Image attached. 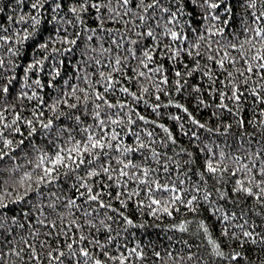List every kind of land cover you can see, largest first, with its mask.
Here are the masks:
<instances>
[{
  "label": "snow or ice",
  "instance_id": "snow-or-ice-1",
  "mask_svg": "<svg viewBox=\"0 0 264 264\" xmlns=\"http://www.w3.org/2000/svg\"><path fill=\"white\" fill-rule=\"evenodd\" d=\"M9 7L7 17L0 7V264H145L146 248L153 264H202L187 240L186 255L121 243V232L149 226L137 211L207 213L168 229L195 223L191 235L202 233L219 264H252L264 252V0ZM170 107L179 136L143 114Z\"/></svg>",
  "mask_w": 264,
  "mask_h": 264
},
{
  "label": "trees",
  "instance_id": "trees-1",
  "mask_svg": "<svg viewBox=\"0 0 264 264\" xmlns=\"http://www.w3.org/2000/svg\"><path fill=\"white\" fill-rule=\"evenodd\" d=\"M12 2L13 0H0V7L4 8L3 17H7V15L11 14V9L9 5ZM24 10L27 11L26 8ZM16 11L17 13H19L21 10L16 9ZM36 56L37 58H40V53H37ZM51 63H52L51 60L46 62L45 72H44V75L41 77L42 81L45 83H46L45 77H47L48 75V65H50ZM18 71H21V74H22V69H18ZM46 91L49 92V95H55V93H52L50 90H46ZM172 95L176 98L178 102L185 103L186 106H188L189 109L194 112L197 118H200L202 120V122L208 119L207 111H195V108H196L195 102L190 99L186 100L185 99V97L187 96L186 93L184 95H179L173 92ZM167 99L168 97H162V101L165 103L167 102ZM150 102H155L154 97L150 98ZM25 103H28V102L26 101ZM162 111L164 113L162 118L156 117L155 114L152 113L150 109L145 111L143 114L148 116L150 119H158V122L164 123L166 126H168L170 130L173 131L174 135L179 136V124L167 118L169 113L177 114L176 110L170 107L168 109H162ZM25 115H27V113H25ZM212 123L215 124L217 123V121L213 120ZM189 126L190 125L186 124L185 126L186 129ZM156 131L159 133V137H162L164 135V133L161 132L159 129H156ZM187 140H188V137L186 136L180 137L181 144L185 147L188 146ZM21 162L23 163V161ZM181 212H183V209L181 210ZM204 215H207V213H202L201 217H194L193 214H188L187 216H184L182 214H175L174 218H170V217L162 215L160 219H154L153 217H150L147 215H141L137 211L136 222L142 223L143 221L147 220L149 226L146 228H140V229L132 228V229H129L127 233L121 232L119 241L121 243L127 242L129 247L134 246L136 243L147 245L149 242H151L153 245H155L157 250L162 251V252L164 251L165 248H172V247H174L176 251L185 249L183 254L186 255L187 254L186 247L184 244L181 243V241L187 240L192 245V251L198 252L199 255L203 256L202 264H219V261L216 258L208 256L207 242L202 240V233L200 234L199 237L191 235V233H196L197 231V225L195 223L189 225L188 233H180L178 231L168 229V225L172 223H179L181 219H189V220L200 219V218H203ZM255 219L258 224L262 223L259 218H255ZM206 223L210 224L211 220L206 221ZM116 227H117L116 225H113L114 229ZM260 230L261 229H258V231ZM210 231H212L211 228H210ZM113 235H115V232H113ZM213 236L214 238L218 237L219 231H215L213 233ZM168 237H172V244H169ZM225 243L231 244L232 242L225 239ZM197 246H199V248H197ZM255 247L258 249L259 245ZM145 250L148 252V255H149V259L145 261V264H153V261L151 259L150 249L146 248ZM225 250H228V249L226 248ZM252 256H253L252 264H261L262 259H264V252L255 251L252 253ZM193 264H195V262H193Z\"/></svg>",
  "mask_w": 264,
  "mask_h": 264
}]
</instances>
